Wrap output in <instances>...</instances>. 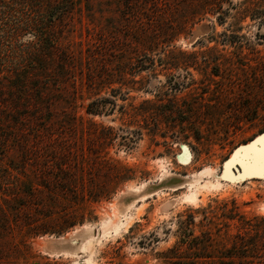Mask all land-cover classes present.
<instances>
[{"label":"rangeland","instance_id":"374dc122","mask_svg":"<svg viewBox=\"0 0 264 264\" xmlns=\"http://www.w3.org/2000/svg\"><path fill=\"white\" fill-rule=\"evenodd\" d=\"M84 1L78 0L82 7L53 22L43 13L46 9L38 13V20L51 26L50 33L66 54V60L60 62L59 57L55 64L66 65L69 80L58 87L65 98L56 100L50 136L43 132L38 138L39 190L25 216L61 233L30 238L19 246L15 229L11 244L16 252L9 264H164L162 253L177 243L179 223L189 215L194 216L197 235L205 218L217 223L221 234H236L237 221L228 220L234 211L262 227L255 218L264 217V178L233 180V175L240 177L241 164L230 167L232 178L222 174L237 149L264 134V0H223L218 5L223 11L229 8V14L222 24L217 14L206 12L210 10L197 15L165 47L183 62V67L167 71L136 69L135 59L157 60L163 50L157 49V54L140 50L126 33L116 4L102 11L94 7L98 18L91 20ZM190 1L173 11L174 25L187 14ZM196 1L198 12L210 9L203 0ZM10 7L18 13L17 5ZM245 7L249 12L239 16ZM1 14L0 77L10 106L18 102L16 88L22 75L36 74L25 67L37 33L8 38ZM142 24L146 26L147 20L137 21L135 28ZM102 28L107 35L116 32L115 37L100 36ZM178 52L196 56L197 64L185 66ZM91 71L110 77L124 74L125 81L90 85ZM92 102H101L97 115L86 112ZM117 163L131 171L129 180L115 179ZM263 163L248 161L246 166ZM62 170L66 182L59 180ZM216 179L221 181L219 187L201 189L194 201L186 198L194 190L189 182L198 186ZM62 185L67 190H61ZM90 186L116 189L94 202L85 194ZM71 221L76 224L65 228ZM89 239L93 246L85 250Z\"/></svg>","mask_w":264,"mask_h":264},{"label":"trees","instance_id":"16d2710c","mask_svg":"<svg viewBox=\"0 0 264 264\" xmlns=\"http://www.w3.org/2000/svg\"><path fill=\"white\" fill-rule=\"evenodd\" d=\"M184 1L86 0L84 8L92 15L91 20H95L98 17L97 15L94 17L96 13L93 11L94 7H97L96 10L102 11L105 7H110V4H116V8H114L121 13L120 20L124 22L126 33L132 37V41L140 50L143 48V51L156 54L160 52L159 50H163V55L157 60L143 57L140 60L135 59L133 64L130 62V65H134L138 70L157 71V68H162L167 71L171 68L183 67V62L174 57L173 52H166L165 47L184 32L187 25L193 22L197 15L204 16L206 12H212L217 14V22L222 24L229 14V8L223 11L218 5L223 0H203L202 3L210 6V9H205L201 13L198 12L200 8L194 4L197 1L191 0L190 6L185 10L187 12H184L187 14L181 16L179 22L177 21L174 25L172 13ZM8 2L9 0H0V9L3 10L0 11V14L2 13L7 21V25H4L7 37L11 39L13 36L21 34L37 33V41L32 43L33 46L31 45L30 50L26 53L28 64L25 67V71H35L36 74L34 76L31 73L22 75L23 80L16 88L15 102L16 100L18 102L10 106L5 102V85L3 77H0V264H9L11 256L16 252L11 244L15 237L12 235L15 229L19 234V246L26 245L30 238L61 233L44 226L41 227L37 225V221L25 216L27 206L34 204L36 192L39 190L38 151L40 147L38 138L43 132L50 136V122L52 117L57 114L56 100L64 95L63 91H58V87L62 89L65 82L69 80L66 65L64 67L55 64L59 57L60 62L66 60V54L59 49L56 38L50 33L51 26L38 20V13L46 9L43 13L48 15L46 17L50 22H53L58 16L70 13L77 9V6H81L80 3L78 5V0H12L11 5ZM15 5L19 7L18 13L10 7ZM248 12V7H245L238 14L243 16ZM29 13L30 15L34 13L35 17L30 16ZM141 19L147 20L146 26L142 24L141 27L135 28L137 21ZM168 19L171 20L170 26V22L167 23ZM131 24L133 27L129 30ZM106 33L107 31L103 29L100 36L103 34L102 36L113 38L116 35V32L112 30L108 35ZM113 49L112 46L107 49L109 56L111 55L108 52H112ZM64 52L66 53V51ZM91 55L94 56L93 52ZM125 55L127 53H124ZM178 55L184 57L185 66L197 64L196 56L192 54L178 52ZM186 57L191 60L187 59L186 62ZM117 68L114 71H121L120 68ZM52 69L56 71L52 72ZM100 74L95 71L89 73L88 82L90 85L112 82L120 84L121 81H125L124 74H119L116 77ZM58 79L60 80L57 81ZM5 96L7 97V94ZM67 98L69 99V96ZM100 103H90L86 112L91 115L99 114V109L102 106ZM11 150H13L12 153H10ZM4 158L7 162H4ZM116 165L115 179L129 180L131 171L118 163ZM60 172L59 180L66 182L67 173L63 170ZM60 187L61 190H67L65 185ZM115 189V187L94 188L90 186L84 190L89 199L95 202L102 198H108ZM234 212L228 217V220H236L238 223V231L233 235L227 232L221 234V230L216 229L217 223L208 218L200 221V227L204 229H201L197 235L194 233V216L189 215L188 219L179 223L177 243L162 253L164 264H264V243L261 242L264 238V217L255 218L258 222L263 223L261 227ZM75 224V221H71L66 224L65 228L73 227ZM7 244L10 247L5 248Z\"/></svg>","mask_w":264,"mask_h":264},{"label":"bare ground","instance_id":"6f19581e","mask_svg":"<svg viewBox=\"0 0 264 264\" xmlns=\"http://www.w3.org/2000/svg\"><path fill=\"white\" fill-rule=\"evenodd\" d=\"M246 146V145H245ZM233 160V162L234 163H237V164H241V165H243V167H244V169L242 170L243 172L241 173V175H240V177L239 178H235V179H238V180H240V181H242L244 178H246V177H250V176H259V177H263L264 178V163L261 165V166H255L254 168H248V166H246V162H253V161H257V160H261V161H264V136L263 137H261V138H259L258 140H257V143L255 144V145H249L247 148H245V149H243V150H240L238 153H236V154H234V156H233V158H232ZM254 166V165H253ZM204 169H206V170H208L207 168H204ZM206 170H205V172H206ZM210 170V169H209ZM202 171V170H201ZM200 172V171H199ZM198 172V173H199ZM204 172V173H205ZM209 172V171H208ZM208 172H207V175H209L208 174ZM203 173V174H204ZM200 174H202V173H200ZM233 174V173H232ZM244 174V175H243ZM195 175V174H194ZM198 176H203V175H198ZM214 176H217V175H214ZM232 175H231V173H230V167L229 168H226L225 167V169H224V172H223V174H222V178H232L231 177ZM197 177V176H196ZM196 177H194V178H196ZM219 177H221L220 175H219ZM199 178H201V177H199ZM198 180V179H197ZM199 181V180H198ZM207 181V180H206ZM215 181V180H214ZM197 183V182H196ZM202 184H203V182H201ZM200 184V183H199ZM198 185V186H194V184L193 183H191L190 184V182H189V186L191 185V186H193L194 187V190H191V192L186 196V198L187 199H189V200H191V201H194V200H196V198H197V195H198V193H199V191L201 190V189H207V188H217V187H219L220 185H221V181H219V179H216V181L214 182V183H209V184H203V185ZM190 186V187H191ZM193 189V188H192ZM134 206V205H133ZM104 223V222H103ZM107 223V222H106ZM121 224H124V223H122V222H120ZM126 224V223H125ZM129 224V223H128ZM105 225H108V223L107 224H104V226ZM120 226V225H119ZM125 226V225H124ZM87 227V226H86ZM84 228H85V226H84ZM99 228V227H98ZM102 228V227H101ZM125 228V227H124ZM126 229V228H125ZM88 231V230H87ZM91 231V230H90ZM84 233H85V231H83ZM82 232V233H83ZM92 232V231H91ZM81 233V234H82ZM79 235H80V233H79ZM100 235V234H99ZM103 235V234H102ZM96 236V235H95ZM88 237V236H87ZM86 237V238H87ZM85 238V237H84ZM92 238H94V237H92ZM91 238V239H92ZM100 238H98V240H99ZM75 240V239H74ZM98 240H97V242H98ZM65 241V240H64ZM86 241V240H85ZM88 241V240H87ZM80 243V242H79ZM92 243H94V242H92V240H90L89 239V241L88 242H86V245L85 246H83L84 247V249L85 250H91V248H92V246H93V244ZM72 244V243H71ZM82 244H84V243H82ZM79 245V244H78ZM79 247V246H78ZM84 249H82V250H84ZM93 249H94V247H93ZM95 250V249H94ZM77 251H79V250H77ZM80 252H81V250H80ZM94 253V252H93ZM53 254V253H52ZM58 254V253H57ZM75 255V254H74ZM90 255V254H89ZM82 256V255H81ZM91 256H92V254H91ZM90 256V257H91ZM89 257V256H88ZM86 258V257H85ZM83 260V259H82ZM90 260V259H89ZM88 261V260H87ZM86 261V262H87ZM92 263H93V261H91ZM83 263V262H82ZM89 263V262H88ZM84 264H85V262H84Z\"/></svg>","mask_w":264,"mask_h":264},{"label":"water","instance_id":"95a60500","mask_svg":"<svg viewBox=\"0 0 264 264\" xmlns=\"http://www.w3.org/2000/svg\"><path fill=\"white\" fill-rule=\"evenodd\" d=\"M264 136V134H262L261 136H259L258 138H256L254 141H252L251 143H250V145H255L256 143H257V140L259 139V138H261V137H263ZM249 145H247V146H243V147H241V148H239V149H237L234 153H233V155H232V157L225 163V165H224V167H226V168H229V167H238L239 166V164H237V163H234L232 160V158H233V156H234V154H236V153H238L240 150H243V149H245V148H247ZM241 173H242V170H241V168H239V174L238 175H241ZM234 177H237V176H234L233 175V180H234Z\"/></svg>","mask_w":264,"mask_h":264},{"label":"crops","instance_id":"0c3cea01","mask_svg":"<svg viewBox=\"0 0 264 264\" xmlns=\"http://www.w3.org/2000/svg\"><path fill=\"white\" fill-rule=\"evenodd\" d=\"M250 178H258V177H254V176H252V177H250ZM246 180V179H245Z\"/></svg>","mask_w":264,"mask_h":264}]
</instances>
